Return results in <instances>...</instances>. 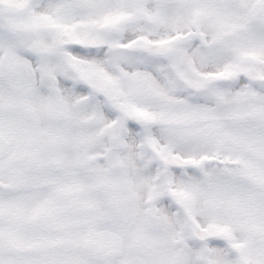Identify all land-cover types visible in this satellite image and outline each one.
<instances>
[{
	"label": "snow or ice",
	"instance_id": "6c2138e0",
	"mask_svg": "<svg viewBox=\"0 0 264 264\" xmlns=\"http://www.w3.org/2000/svg\"><path fill=\"white\" fill-rule=\"evenodd\" d=\"M0 264H264V0H0Z\"/></svg>",
	"mask_w": 264,
	"mask_h": 264
}]
</instances>
